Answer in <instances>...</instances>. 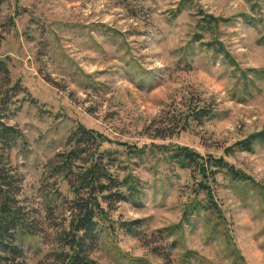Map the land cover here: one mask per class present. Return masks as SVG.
<instances>
[{"label":"rangeland","instance_id":"374dc122","mask_svg":"<svg viewBox=\"0 0 264 264\" xmlns=\"http://www.w3.org/2000/svg\"><path fill=\"white\" fill-rule=\"evenodd\" d=\"M0 60L18 85L6 122L26 138L9 164L40 225L20 241L26 264H57L74 194L45 172L81 126L141 193L104 204L94 261L264 264V145L238 149L264 131V0H0ZM200 109L208 116L196 120ZM178 147L247 177L223 171L210 183L219 218L197 210L206 192L172 158Z\"/></svg>","mask_w":264,"mask_h":264},{"label":"trees","instance_id":"16d2710c","mask_svg":"<svg viewBox=\"0 0 264 264\" xmlns=\"http://www.w3.org/2000/svg\"><path fill=\"white\" fill-rule=\"evenodd\" d=\"M214 20L210 17L207 23L212 25ZM220 47L218 52L222 51ZM0 83L3 84V89L0 88V264H26L20 241L24 237L37 236L40 225L33 211L21 200L22 178L9 164V150L17 144L24 146L26 138L20 129L6 122L10 105H15L13 95L17 94L18 85L11 84L8 66L2 60ZM207 113V109H200L192 115L196 120H202L208 116ZM102 144L100 135L94 130L78 127L70 138L69 149L57 154L47 166L46 180L67 181L74 194L69 206L68 227L56 235L62 247L55 254L57 264H98L90 257V252L99 240L100 224L108 217L104 204L108 209L113 208L116 203L135 199L141 194L134 176L120 179L112 170L118 159L114 153L102 151ZM256 145H264V131L240 142L238 149L253 152ZM172 151V158L181 167H192L202 180L199 186L206 192L207 199L197 203V210L202 208L219 218L221 211L210 183L223 171L237 181L248 180L245 174L222 157H203L187 147ZM47 187L46 198L48 206L52 207L59 193L58 182Z\"/></svg>","mask_w":264,"mask_h":264}]
</instances>
